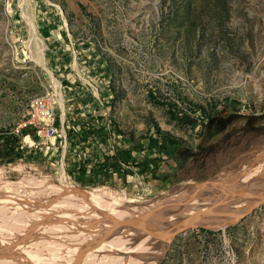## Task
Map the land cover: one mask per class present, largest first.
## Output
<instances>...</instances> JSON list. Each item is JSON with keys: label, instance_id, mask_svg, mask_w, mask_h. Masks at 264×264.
Wrapping results in <instances>:
<instances>
[{"label": "rangeland", "instance_id": "obj_1", "mask_svg": "<svg viewBox=\"0 0 264 264\" xmlns=\"http://www.w3.org/2000/svg\"><path fill=\"white\" fill-rule=\"evenodd\" d=\"M58 37L103 64L107 107L96 108L110 114L106 144L114 133L122 161L19 138V157H0V264H60L62 244L89 252L114 229L134 237L131 249L171 233L156 225L179 228L190 215L170 210L197 197L243 213L264 192V0H0V145L33 98L58 90ZM169 237L131 264H264V205L238 225Z\"/></svg>", "mask_w": 264, "mask_h": 264}, {"label": "crops", "instance_id": "obj_2", "mask_svg": "<svg viewBox=\"0 0 264 264\" xmlns=\"http://www.w3.org/2000/svg\"><path fill=\"white\" fill-rule=\"evenodd\" d=\"M58 36L61 35L58 34ZM58 39L59 37L52 39L51 51L52 58L55 61V70L60 74V80L57 81L59 83L58 92L55 91L57 95L59 94L60 100H57L58 96L56 95L57 135L61 132L63 136L39 138L34 133H27L22 137V141L27 145L28 143L24 141V138L28 137L33 144L31 143V146L28 144L27 147H32L34 145H44L39 143L38 140L53 139L54 142H50V146L46 147L52 155L58 152L59 147H62L64 151L66 147L70 148L72 146L76 150L75 148H78L79 144H84L87 145L90 152L94 153L96 151L93 155L94 160H97V153L101 154L104 160H107L108 157L116 154V151L118 152L117 147L122 150L123 147L114 144L116 136L114 133H112V146L109 143L108 146L106 144L108 139L106 135L108 129L110 131L112 129V121L109 118V112L100 111V108L104 107L102 104L107 107V103L104 101L108 97L107 90L102 87L103 64L95 55L96 51L88 44L64 39L63 46H60ZM58 45L63 47L64 50L57 51ZM99 103H101L100 108H96ZM23 147L21 142L20 149ZM93 147L95 151H92ZM121 157L123 156L121 155ZM79 158L80 156L77 154L76 160L79 161ZM94 167L96 166L88 163V173L97 172ZM119 176L124 177L122 173Z\"/></svg>", "mask_w": 264, "mask_h": 264}, {"label": "bare ground", "instance_id": "obj_3", "mask_svg": "<svg viewBox=\"0 0 264 264\" xmlns=\"http://www.w3.org/2000/svg\"><path fill=\"white\" fill-rule=\"evenodd\" d=\"M57 100H59V96L57 97ZM42 101H45V94L33 98L30 101V103H42ZM24 141L26 143H29V144L32 143L31 140L28 137H25ZM234 185L236 186V184H234ZM231 188H232V186H231ZM215 189L218 190V188H215ZM236 189L238 191V188H236ZM236 189H235V191H236ZM235 191H227V192L223 191V193H226V194H228V195L233 197V196H235L234 195ZM240 191H241V189H240ZM241 193H244V191H241ZM217 194H219V196L221 195V193H217ZM226 194H224V195H226ZM237 195H238V193H237ZM247 195L248 194L246 193V196ZM232 197H229V198H232ZM196 200L200 201V199L197 197L196 199H194L192 201L186 202L185 205L182 206V208L180 207V212H178L177 210H174V209L170 210L171 212H175L176 214H180L181 213L180 217L184 216L183 218H185V216H189L190 215L189 218L183 220V222H181V224H177V225H179V228H182V227L190 225V224L214 222V221L222 220L224 218L231 217L230 214H235V213L236 214L237 213L241 214L242 213V209L240 207L232 208L230 206L223 205L222 203L217 202L214 199H213L214 201L209 200L210 202H208V203L204 202V200H203V201L200 202L201 205L194 204V202ZM235 202H237V201H235ZM179 228L177 227L176 230H178ZM59 229H60V227H59ZM114 230H115L114 233L109 235V236H107L104 240L102 239L100 241V240L96 239L94 241L93 239H90L92 241L90 242L91 246L89 248V252H87V249L81 248L80 243L77 242V241L76 242L68 241L67 244L66 243L62 244L63 245V251L66 250V249L67 250L65 252H62V255L65 254L64 257L62 256L63 260H61V258L58 256L60 258L59 259V263L62 261L60 264H108L107 262L110 261V260L112 262L113 261L115 262L116 260L117 261L121 260V261H123V264H125V263L131 264V262L135 258H138V259H141V260L142 259H144V260L147 259L148 260V259H152V258L157 257L158 254H160L162 251L165 250L164 247H166L165 245L168 244V243H166L167 242V237L170 236L169 240L173 239V233L172 232L171 233H167V234H163V235L161 234V235H158L157 237L164 236V239L159 241V242L155 241L156 238H157L156 236H154L152 238H146V239H143V240L140 239L141 241L139 243H137V245L135 247H131V249H130V247H127V246H134L133 244H135V242H136L135 240L133 241L134 237L125 236V234L121 235V234H119L120 231L118 229H114ZM176 230H174V231H176ZM157 232L160 233V231H157ZM97 241H100V243H97ZM86 242H87V239H86ZM81 243H83V242H81ZM60 247L62 248V246H60ZM123 247H125V248H127L129 250L127 252L124 251V250H121V249H123ZM133 251H135V252H133ZM57 252H59V251H57ZM133 256L135 258H132ZM112 262L110 264H112ZM135 262H137V261L135 260Z\"/></svg>", "mask_w": 264, "mask_h": 264}, {"label": "built area", "instance_id": "obj_4", "mask_svg": "<svg viewBox=\"0 0 264 264\" xmlns=\"http://www.w3.org/2000/svg\"><path fill=\"white\" fill-rule=\"evenodd\" d=\"M23 131L34 133L39 138H50L57 135L56 126V92L49 89L42 103H28V110L11 133L21 136Z\"/></svg>", "mask_w": 264, "mask_h": 264}, {"label": "water", "instance_id": "obj_5", "mask_svg": "<svg viewBox=\"0 0 264 264\" xmlns=\"http://www.w3.org/2000/svg\"><path fill=\"white\" fill-rule=\"evenodd\" d=\"M226 202L230 203L228 201ZM262 205H264V192L261 193V195H259L255 200L253 201L251 200L247 208L244 210V212L240 216H238V218L236 219L234 217H228V218H224L222 220H218L214 222L190 224L182 228H179L176 231L170 228H162L158 225H156V228L160 230H164V231H171L173 233V239L170 242V244H172V242L175 240L176 237H179L180 235H183L184 233L192 229H216V228H221V227L228 226V225H238L244 220V218L249 216L256 208ZM148 221L155 224V222L152 220H148Z\"/></svg>", "mask_w": 264, "mask_h": 264}, {"label": "trees", "instance_id": "obj_6", "mask_svg": "<svg viewBox=\"0 0 264 264\" xmlns=\"http://www.w3.org/2000/svg\"><path fill=\"white\" fill-rule=\"evenodd\" d=\"M9 133L12 136V138L10 140L9 139L4 140L3 144L0 145V157H2V158L9 157L10 159L17 158L20 155V150L15 145H16V143H19V138H21V136L13 135L11 133V131H9ZM26 134H27L26 131H23L21 135L23 136ZM166 141L168 142L167 147L169 148V150H171L169 155H174L175 153L179 152V150L177 148L178 143L175 140L168 138ZM154 145L157 147L156 144H154ZM161 147L162 146H159L160 149H161ZM163 148H164V145H163ZM121 154H123V153L114 154L112 158L117 157V160H118L119 159L118 157H120V160H121L122 159Z\"/></svg>", "mask_w": 264, "mask_h": 264}]
</instances>
